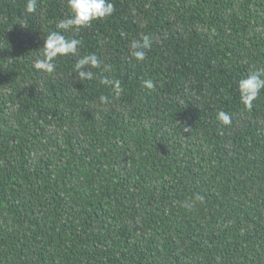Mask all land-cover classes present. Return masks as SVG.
<instances>
[{"label":"trees","instance_id":"16d2710c","mask_svg":"<svg viewBox=\"0 0 264 264\" xmlns=\"http://www.w3.org/2000/svg\"><path fill=\"white\" fill-rule=\"evenodd\" d=\"M26 3L0 0V264H264V88L237 87L264 78V0H111L67 30V0ZM53 32L80 43L46 73Z\"/></svg>","mask_w":264,"mask_h":264},{"label":"clouds","instance_id":"9594fccd","mask_svg":"<svg viewBox=\"0 0 264 264\" xmlns=\"http://www.w3.org/2000/svg\"><path fill=\"white\" fill-rule=\"evenodd\" d=\"M68 7L71 10V16L68 19L62 20L59 27L62 29H69L79 26H87L92 20L97 18H103L111 15L114 11V5L111 0H67ZM37 8V0H27L26 11L28 13L35 12ZM80 41L75 39H66L63 35L53 32L46 36L43 43V58L35 62V68L46 73H51L55 69L53 63L54 58L57 55H64L68 53H75ZM151 47V37L144 35L141 40L133 41L131 43L132 55L138 61H143L146 57V49ZM86 65L99 66V61L95 55L85 56L80 59L76 65L77 69H81ZM79 77L81 79H92V72L79 71ZM101 83L115 84V87L119 89V81L112 82L107 79H103ZM147 88H152L154 85L151 80L144 81ZM238 91L240 93L241 103L248 109L252 108V102L257 98L260 90L264 88V78H261L260 72H254L249 74L245 78L239 80ZM102 103H107L108 98L105 96L100 97ZM223 124L227 125L231 123L230 116L221 111L217 117ZM188 127H185L184 131H187ZM203 199V197H197Z\"/></svg>","mask_w":264,"mask_h":264}]
</instances>
